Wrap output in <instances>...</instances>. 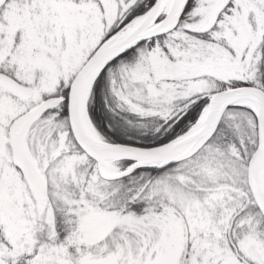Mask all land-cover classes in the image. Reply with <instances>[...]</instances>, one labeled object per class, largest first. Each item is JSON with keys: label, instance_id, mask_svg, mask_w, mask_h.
I'll use <instances>...</instances> for the list:
<instances>
[{"label": "snow or ice", "instance_id": "snow-or-ice-1", "mask_svg": "<svg viewBox=\"0 0 264 264\" xmlns=\"http://www.w3.org/2000/svg\"><path fill=\"white\" fill-rule=\"evenodd\" d=\"M0 264H264V0H0Z\"/></svg>", "mask_w": 264, "mask_h": 264}]
</instances>
